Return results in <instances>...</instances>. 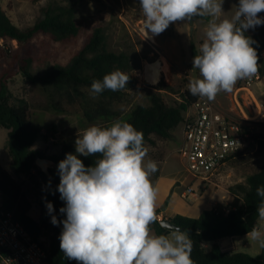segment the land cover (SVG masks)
<instances>
[{"label": "trees", "instance_id": "trees-1", "mask_svg": "<svg viewBox=\"0 0 264 264\" xmlns=\"http://www.w3.org/2000/svg\"><path fill=\"white\" fill-rule=\"evenodd\" d=\"M42 12V18L31 27L22 30L12 23L0 0V38L18 43L12 61L0 74V127L8 130L7 150L12 160L11 171L0 165V192L7 212L12 213L34 238H46V264H78L77 261L64 257L60 249L59 237L63 224L53 225L51 222L52 216H55L58 222L66 219V215L60 212V209L65 207V201L60 199L58 191L60 183L58 164L65 159L67 153L76 154L75 147L72 144H65L59 154L49 158L57 164L55 169H50L54 182L50 180L37 165V159L48 156L44 151L35 149L40 137L49 139L44 132L45 127L34 120L27 101L10 103L8 80L13 70L17 67V73L23 74L27 80L39 85L46 92L48 110L51 112L64 114L72 111L86 127L91 125L109 127L117 119L132 124L144 134V143L149 149L145 159H151L158 164L165 160L166 143L174 138V131L183 122V113L200 97L193 96L186 89L177 104L168 105L162 91L171 88L160 82L154 87L155 91L150 92L148 96L149 105L137 104L129 111H125L119 105L125 99L126 93L135 85L129 78L124 89L116 92L106 89L94 98L90 94L93 80H102L104 75L116 69L125 74L131 70V61L127 54H117L105 49L104 30L101 27L94 30L66 66H56L42 76H35L30 70L29 56L23 54V50L33 39L39 35H49L59 41L74 37L79 32L71 8L48 6ZM258 15L264 18V11ZM245 35L256 42L252 46L257 51L264 49V24L255 29H248ZM191 54V62L195 55L200 54L194 44L191 46ZM262 77L264 70L261 72ZM252 138L258 145V151L264 155V129H257ZM78 158L85 167H89L94 166L100 157L97 154L87 157L78 155ZM241 158L243 157L236 156L232 162ZM35 171L49 185V190L38 202L41 209L38 219L31 216L33 203L18 179ZM258 186H264V162L259 172L248 176L246 186L238 184L231 188V192L239 198V204L234 209L228 212L223 209H212L204 211L198 218L176 215L170 219L182 231L187 230L192 239L191 259L194 264H264V247L261 254L255 258L246 253L225 252L219 244L225 238L246 236L254 226L258 228L260 219L257 207L261 200L256 195ZM49 202L53 205L51 213L46 207ZM150 229L154 230L156 235H169V229L164 228L157 219L150 225ZM208 243L213 244L209 252L205 249V244Z\"/></svg>", "mask_w": 264, "mask_h": 264}, {"label": "clouds", "instance_id": "clouds-1", "mask_svg": "<svg viewBox=\"0 0 264 264\" xmlns=\"http://www.w3.org/2000/svg\"><path fill=\"white\" fill-rule=\"evenodd\" d=\"M223 0H140L144 16L143 34L156 36L171 23L209 16L206 38L200 54L193 57V68L202 78L187 85L193 96L213 101L221 91L231 93L238 80L250 79L258 72L256 43L245 35L248 29L264 24L258 14L264 0H239L231 19L222 15ZM129 76L119 69L102 80H93L90 94L95 98L104 90L124 89ZM148 147L144 134L132 124L117 119L109 127L91 125L75 140L76 154L67 153L58 164V191L65 207L60 249L78 264H194L192 239L179 226L169 235H155L150 225L156 221L159 190L150 177L157 162L145 161ZM99 155L94 166L85 167L78 155ZM261 198L257 207L264 220V186L256 188ZM48 212L53 205H46ZM247 237L264 247V234L257 227Z\"/></svg>", "mask_w": 264, "mask_h": 264}, {"label": "rangeland", "instance_id": "rangeland-1", "mask_svg": "<svg viewBox=\"0 0 264 264\" xmlns=\"http://www.w3.org/2000/svg\"><path fill=\"white\" fill-rule=\"evenodd\" d=\"M1 5L12 23L22 30L31 27L42 18V11L48 6L67 7L73 10L74 21L79 26L76 36L58 41L49 35H39L23 50V54L28 55L31 60L30 70L35 76H42L56 66H66L94 30L98 27L103 28L105 49L117 54L124 53L130 57L131 70L126 75L135 82V85L126 93L125 99L119 105L125 111H129L133 105H149L148 96L150 92L155 91L154 87L160 82L171 88L162 91L168 105H175L180 101L181 94L188 89L189 81L200 77L199 70L193 68L191 62V46L194 44L200 52L208 24L213 19L209 16H195L193 23L190 21L171 23L164 32L154 36L156 43H153L149 38H144V16L140 9V0H1ZM236 7L238 0H223V13L218 20L231 19ZM17 48V42L1 40L0 74L12 61ZM164 57L169 61V71L162 75L158 84H152L147 77L148 64L161 61ZM16 70L17 67L8 80L10 103L27 101L34 120L45 127L44 132L49 136L48 140L40 137L35 149L44 151L48 158H51L59 154L65 144H72L75 147L78 135H82L88 127L82 124L80 118L72 111L64 114L49 111L46 92ZM240 82L241 80L237 81L233 91ZM255 87L258 98L264 104V77L255 83ZM228 94L221 91L215 99L227 100ZM181 132L182 125L174 132L175 138L166 147V161L157 163L158 170L150 177L154 186L157 183L160 185L157 203L165 195V186V189L170 188L166 201L172 196L171 204L177 201L182 206L193 204V195L188 199L181 197L182 192L186 191L191 183L187 179V175L191 173L178 153L181 146ZM7 142L8 130L0 127V165L11 171L12 160L7 150ZM252 149L254 146H251ZM263 162L264 155L257 150L252 155L229 163L224 169L225 175L228 176L227 186L234 187L238 184L246 186L248 176L259 172ZM157 174L159 177L156 178ZM18 179L33 203L31 216L38 219L41 213L38 202L49 190V185L36 171ZM258 228L264 234V220H259ZM237 240L240 246L247 245L246 248H241L244 249L241 253L258 257L255 250L261 248L259 241L245 236L238 237Z\"/></svg>", "mask_w": 264, "mask_h": 264}, {"label": "built area", "instance_id": "built-area-1", "mask_svg": "<svg viewBox=\"0 0 264 264\" xmlns=\"http://www.w3.org/2000/svg\"><path fill=\"white\" fill-rule=\"evenodd\" d=\"M257 55V74L241 79L228 94L227 105L218 99L208 101L200 97L183 113V140L178 153L201 190L220 187L224 169L233 158L246 157L258 150L252 136L257 129H264V104L254 85L261 80L264 70V49L257 51ZM199 191L191 185L182 197L188 199ZM46 247L44 239L34 238L5 210L0 192V264H46Z\"/></svg>", "mask_w": 264, "mask_h": 264}, {"label": "crops", "instance_id": "crops-1", "mask_svg": "<svg viewBox=\"0 0 264 264\" xmlns=\"http://www.w3.org/2000/svg\"><path fill=\"white\" fill-rule=\"evenodd\" d=\"M254 89L257 93V88L255 87V85H254ZM219 100H221L225 105L228 104V100L226 99H219ZM174 138H175V133H174ZM182 140H183V134L181 132V138H180L181 144H182ZM169 143H171V140L167 142L166 147H168ZM166 159L167 157L165 156L164 162L166 161ZM227 177L228 176L225 175V173H223L220 187L216 188L212 186V188L201 190L202 187L200 183L195 182L192 175L188 174L187 179L191 181L190 186L194 185L196 189L201 190L198 194L193 196V204L189 206H182L180 205L179 201H177L174 204H171L170 200L172 196H169L168 201H166L167 196L170 192V188L168 187L167 189H165V186H164L165 195L163 196L162 199H160L159 203H157V206H156V217L157 218L156 219L158 221H161L164 219H171L175 217L176 215H182V216L191 217V218H198L206 210L223 209L226 212H228L229 210L234 209L239 204V198L237 195L231 192V188L233 186L232 187L227 186V180H226ZM155 187L159 189L160 188L159 183H157ZM181 197H182V194H181ZM151 231L155 232L152 229ZM245 237H247V235ZM237 239L238 237L225 238L221 240L219 242L221 249L225 252H233V253L243 252L242 250L244 249H241V248H246L247 245L240 246ZM212 245L213 244L211 243L205 244V249L207 252L211 251ZM261 250H262V247L257 248L255 250L258 256L261 254Z\"/></svg>", "mask_w": 264, "mask_h": 264}, {"label": "bare ground", "instance_id": "bare-ground-1", "mask_svg": "<svg viewBox=\"0 0 264 264\" xmlns=\"http://www.w3.org/2000/svg\"><path fill=\"white\" fill-rule=\"evenodd\" d=\"M149 39L151 42L156 43L154 36L149 32ZM169 61L164 57L161 61H155L148 64L147 77L152 84H158L161 81L162 75L167 74L169 71Z\"/></svg>", "mask_w": 264, "mask_h": 264}, {"label": "water", "instance_id": "water-1", "mask_svg": "<svg viewBox=\"0 0 264 264\" xmlns=\"http://www.w3.org/2000/svg\"><path fill=\"white\" fill-rule=\"evenodd\" d=\"M194 19L195 17H193L190 22L193 23ZM37 165L42 170V172L46 174L50 178V180L54 182V179L52 178L50 173V169H55L57 167L56 162L49 158H39L37 159ZM160 222L161 225L166 229H170L175 226L170 219H164L161 220Z\"/></svg>", "mask_w": 264, "mask_h": 264}]
</instances>
